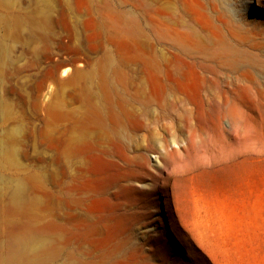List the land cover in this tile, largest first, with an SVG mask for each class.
<instances>
[{
  "label": "rangeland",
  "instance_id": "obj_1",
  "mask_svg": "<svg viewBox=\"0 0 264 264\" xmlns=\"http://www.w3.org/2000/svg\"><path fill=\"white\" fill-rule=\"evenodd\" d=\"M50 1L0 0V141L10 143L8 165L31 174L26 194H39L44 221L71 228L61 242L86 252V264H264V0L218 1L232 53L215 87L192 68L167 83L146 65L149 25L165 9L209 41L200 27L216 15L197 0ZM98 67L118 97L105 95ZM92 103L144 127L125 132V149L106 145L95 117L83 118ZM83 133L94 146L79 142Z\"/></svg>",
  "mask_w": 264,
  "mask_h": 264
},
{
  "label": "bare ground",
  "instance_id": "obj_2",
  "mask_svg": "<svg viewBox=\"0 0 264 264\" xmlns=\"http://www.w3.org/2000/svg\"><path fill=\"white\" fill-rule=\"evenodd\" d=\"M40 1H42L43 2L42 4H44L47 8H48V6L51 3L50 0H40ZM218 1L219 0H197L196 1V4L197 3L200 4V6L197 4V7L199 6V8H202V10H201L202 12H205L203 9H206V6H208V8L210 10L209 12L214 13L216 15L215 18H214L215 20L214 19L210 20L209 19L210 17L207 19L208 16H206V14H204L206 16V19H207L205 21L206 22V26H205V23H204V25L201 23V25H203V26L200 27V28H201V31H204V33L207 34L206 37L209 38L208 39L209 41H207V40L204 41L203 40L204 42H202V40H200V38H199L200 34H198L195 31L196 28H194V25H192V24L190 25V23H189V25L182 26L184 24V22H182V23L180 22L181 23L180 24L179 20H177V19H176L177 20L176 22L174 21V23H172L170 21V19L168 18L169 14H167V11L169 12V10H166L165 9L166 7H165L164 8L165 10L163 11L164 12L163 13V18H161L162 20H161V22L158 25L159 27L157 28L154 24H150L149 25V31H150V33L152 35V39L148 43V54H147V57H146V65H147V67H149V68L152 67V69H153V67L156 64H158V66H159L158 67L159 68V74L161 76L160 78H162V80H164L167 83H178L179 82L180 78L177 76L176 73H178L179 69L182 68V67L194 69L196 71V79H197V81H199V83L201 82L202 84H211V85H214V87H215V86L219 85L220 83L225 82L226 77L224 75V72L230 66L229 65L230 62H228V57L231 55L232 52L229 55L228 52L231 51L230 47L227 46L226 44H224V43H226L224 41L225 37H222L221 34H220V32L222 31V29L220 27L227 25L228 21L227 22L223 21L224 15L218 9V6H217ZM170 2L171 1H169L168 5H170ZM166 3H168V1ZM173 4L174 3H172L171 6H173ZM164 6L165 5L163 4V7ZM50 7H51V5H50ZM169 8H170V6H169ZM43 10H45V8ZM221 10H222V8H221ZM226 14H227V12H226ZM170 15H171V13H170ZM201 16L203 17V15H201ZM205 16L203 18H205ZM103 19L104 18H102V20L98 23V24H100L101 27H103L105 25V23L107 22V21L105 22V20H103ZM119 21H121V20H119ZM180 21H181V19H180ZM134 22H136V21H134ZM192 22H193V20H192ZM114 24L116 25V23H114ZM136 26H137V24H136ZM111 27H109V28H111ZM114 27L117 28L116 26H114ZM114 27H113V29H114ZM96 28H97V26H96ZM99 28H97V29H99ZM123 28L124 27H122V29ZM122 29H120V30L122 31ZM139 30H140V28L138 27V32L140 33L141 31H139ZM106 32H107V30H106ZM114 32H115V30H114ZM124 32L126 34V31H124ZM100 33H104V32H100ZM110 36H108V37H110ZM100 37H102V36H100ZM200 37H202L203 39L205 38V36L203 37L202 35H200ZM221 38H223V39L221 40ZM212 39H215L216 43H215V41L213 42ZM221 41L223 42V45H222ZM1 43L4 44L3 42H1ZM227 43H229V42H227ZM156 46L159 47V50L156 48ZM223 46L225 48H228V47L229 48L225 49ZM2 48H4V47L2 46L1 49ZM227 50H229V51H227ZM4 53L2 55H4ZM232 55L234 56V54H232ZM0 57H2V56H0ZM105 58L107 59V57H105ZM108 60H109V62H108ZM110 60H112V59L108 58L107 62L110 63L111 62ZM136 60L135 61L133 60L134 64H135ZM144 61H143V63H144ZM101 62H102V60H101ZM125 62L126 61H124V63ZM98 63H100V62H98ZM156 66H155V68H156ZM98 68H97V70L99 72H97V73H99V79H100L99 81H101L102 90L105 93V95H107L108 97L109 96H113V95L117 96L118 95V91L115 88H113V86H112V85H114V83L113 84L111 83L112 84L111 85L110 82H109L110 79H109L108 75L102 69H100L101 67L99 68L100 70ZM106 69H109V66ZM156 70L157 69H155L154 71L152 70V71L155 73ZM111 71L113 72V74H114V72L116 73V71H114V69L113 70L111 69ZM106 72H107V70H106ZM191 72H192V70H191ZM119 73H120V71H119ZM62 74L64 75V73H62ZM159 74H158V76H159ZM77 75H79V72H77ZM182 79H185V78H182ZM123 82H124V80H123ZM199 87H201V86H199ZM126 88L124 87L123 91H126L127 90ZM167 90H168V88L167 89H162V91L159 94L164 95ZM136 96H138V95L136 94ZM154 96H156V94H154ZM166 96H168V95H166ZM103 97H104V94H103ZM119 98L124 100L122 98V96L120 97V95H119ZM111 99H109V100L106 99V100H108L110 102ZM149 100H147V101H149ZM161 100H162V97H161ZM108 101H105V102H107L109 104ZM111 101L113 102V99ZM117 101H119L118 103L121 104L120 100H117ZM161 102L162 101H160V104H162ZM118 103H116V106H117ZM129 103H131V102H129ZM147 103H145V104H147ZM171 104L173 105V103H171ZM104 105L103 104L101 106L100 105H96V104H93V106L91 105L92 107H90L88 112L84 113V117L83 118L86 119V118H91L92 116L95 117L97 128L101 132V133L99 132V134L101 136L100 137V141L103 140L106 145L108 143H110V145L113 144V143H116V144H119L123 149L127 148V145L125 144V138H124L123 135L125 134V132L128 133L129 131L133 132V131H135L137 129H142L144 127L143 122H140L138 120V121L135 122L136 123L135 126L128 127L126 125L127 122H125V119H127V118L128 119L129 118H135V117H137L136 115L134 116L132 114H129L128 117L127 118L125 117V119H124V117H123L124 115L123 114H119L118 111H117L118 113H115L114 111H116V110H113L112 106L108 107V106L105 105L107 107V109L105 110L106 107H104ZM112 105H113V103H112ZM124 105H126V104H124ZM147 105L149 106V104H147ZM119 106H122V105H119ZM144 106H146V105H144ZM170 107H172V106H170ZM119 108H122V107H119ZM142 108H144V107L142 106ZM1 109H0V113H1ZM152 109H154V108H152ZM85 111H87L86 108H85ZM119 111H121V113H122V111L125 112L124 108L120 109ZM131 112H135V111H131ZM91 114H93V115H91ZM139 114L140 113L138 111V115ZM94 117H92V118H94ZM92 124H94V123H92ZM91 127L92 126H90V128ZM92 131H90L91 134H93ZM99 134H98V136H99ZM80 136H81V138L79 139V142H81L83 145L86 144V145H89L90 147L93 145V142L91 141L92 138L90 139L87 134L83 133ZM3 138H1L2 140L0 141V249L2 250V253H3V255L0 258V264H55V263H58V264H86V261L84 262V259H85L84 256L86 257V255H85L86 252L80 251V248L78 249V248H76V245H72L71 243H69V240H67L68 242H66L65 239H64L65 242L64 241H63L64 243L61 242L62 238H64L63 236L69 237V235H71V234H68V233H67L68 235H66V232H68L71 228L69 230H67L66 227H64L62 225H59L57 223H54V222H52V220L46 222V221H44V218H43L44 216H42L40 213H38L39 210H40L39 209L40 208L39 205H41L40 204V199H39V194H38V197L36 196L37 194L33 195V197H30V196H28L26 194V190H27L26 189V186H27V182L26 181L28 180L29 175L31 176V174L30 173H26L25 172L26 170L22 171V169L14 168L12 165H8V160H10L9 159V157H10V155H9V153H10L9 152L10 143L8 142V138H6V137H3ZM94 139H96V138L94 137ZM141 139L144 141V139L142 137H141ZM77 140L74 139L73 141H77ZM12 142H13V140H12ZM81 143L80 144L76 143V145L79 146V145H81ZM99 145H101V144H99ZM67 146L65 147L66 149H67ZM90 147H89V149H90ZM95 147L97 148L98 146H95ZM15 148H16V145H15ZM83 148H85V146ZM10 150H12V149L10 148ZM68 150H69V148H68ZM86 150H87V148H85V151ZM94 150H95V148H94ZM69 151L67 153H65V152L63 153V155L65 154L67 159H69V155H70ZM72 152H75V151H72ZM10 158L12 159V156ZM13 160H15V159H13ZM12 162H14V161H12ZM9 163H11V162H9ZM33 173H35L34 170H33ZM33 175H32V177H33ZM42 175H43V173H42ZM73 175H75V174H73ZM44 176H45V174H44ZM37 177H40V176L36 175V178ZM34 178H35V176L33 177V180H34ZM38 180L39 179L37 178V181ZM28 181H30V180H28ZM25 182H26V185H25ZM39 182H41V181L39 180ZM42 184H44V183H42ZM69 184H70V182H69ZM38 187H37V189H38ZM69 190L70 189H68V191ZM74 190L73 191H69V192H74ZM35 191H36V189H35ZM37 193H39V191ZM48 194L50 195L51 193H48ZM42 195H43V193H42ZM65 197H67V198H65ZM65 197L64 198L67 199L69 203H70V200L73 203V200H72L73 197L72 198L68 197V196H65ZM5 200H7L6 203H5ZM77 203H78V201H77ZM28 205H29L30 208L33 207L32 209H35L34 213H29V212L24 210V207L28 206ZM165 211L167 213V216L170 217L169 213H168L169 211H168V208H167L166 204H165ZM70 231H72V230H70ZM63 233H65V235H62ZM71 233H73V232H71ZM73 237L74 236H71V238H73ZM76 242H77V240H76ZM84 249H86V248H84ZM86 251H87V249H86ZM89 254H90V252H89ZM108 258H110V257H108ZM60 259L62 260L61 263L58 262ZM89 259H91V258H89ZM96 263H97V261H96Z\"/></svg>",
  "mask_w": 264,
  "mask_h": 264
}]
</instances>
